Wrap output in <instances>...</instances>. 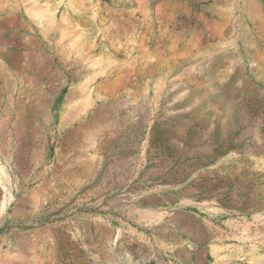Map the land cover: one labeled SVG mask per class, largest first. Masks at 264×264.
I'll return each instance as SVG.
<instances>
[{"label": "rangeland", "instance_id": "obj_1", "mask_svg": "<svg viewBox=\"0 0 264 264\" xmlns=\"http://www.w3.org/2000/svg\"><path fill=\"white\" fill-rule=\"evenodd\" d=\"M262 24L0 0V264H264Z\"/></svg>", "mask_w": 264, "mask_h": 264}, {"label": "bare ground", "instance_id": "obj_2", "mask_svg": "<svg viewBox=\"0 0 264 264\" xmlns=\"http://www.w3.org/2000/svg\"><path fill=\"white\" fill-rule=\"evenodd\" d=\"M242 1H243V0H242ZM246 5H247V4H246ZM248 5H249V4H248ZM253 8H254V7H253ZM253 8H252V9H253ZM256 9H257V8H256ZM256 9H255V12L258 13L259 9H257L258 11H256ZM260 10H261V9H260ZM260 12H261V11H260ZM251 13H252V12H251ZM251 13H250V14H251ZM253 14H254V16H255V13H253ZM258 14H259V13H258ZM258 14H257V15H258ZM245 15H246V14H245ZM252 16H253V15H252ZM247 17H248V19H249L250 16H247ZM256 17H257V16H256ZM218 18H219V17H218ZM250 18H252V17H250ZM257 18H258V17H257ZM261 18H262V17H261ZM251 20H252V19H251ZM49 21H50V20H49ZM252 21H254V20H252ZM260 22H261V21H260ZM260 22H258V24H259ZM262 23H263V22H262ZM256 24H257V23H256ZM262 25H263V24H262ZM258 26H259V25H258ZM263 26H264V25H263ZM218 27H219V26H218ZM259 28H261V27H259ZM216 31H217V30H216ZM219 31H220V30H219ZM220 32H221V31H220ZM261 33H262V32H261ZM258 34H259V33H258ZM263 34H264V32H263ZM259 35H261V34H259ZM261 36H262V35H261ZM258 38H259V37H258ZM260 38H261V37H260ZM260 38H259V39H260ZM262 38H264V37H262Z\"/></svg>", "mask_w": 264, "mask_h": 264}]
</instances>
